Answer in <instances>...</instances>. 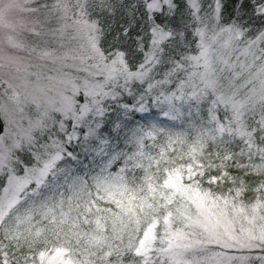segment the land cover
Wrapping results in <instances>:
<instances>
[{
    "label": "snow or ice",
    "instance_id": "obj_1",
    "mask_svg": "<svg viewBox=\"0 0 264 264\" xmlns=\"http://www.w3.org/2000/svg\"><path fill=\"white\" fill-rule=\"evenodd\" d=\"M0 264H264V0H0Z\"/></svg>",
    "mask_w": 264,
    "mask_h": 264
}]
</instances>
